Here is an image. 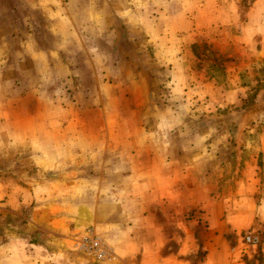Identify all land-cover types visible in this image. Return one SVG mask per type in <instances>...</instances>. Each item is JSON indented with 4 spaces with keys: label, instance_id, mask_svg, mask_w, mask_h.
<instances>
[{
    "label": "rangeland",
    "instance_id": "rangeland-1",
    "mask_svg": "<svg viewBox=\"0 0 264 264\" xmlns=\"http://www.w3.org/2000/svg\"><path fill=\"white\" fill-rule=\"evenodd\" d=\"M106 2L123 5L125 10L130 12L131 17L133 13L145 16L142 24L144 29H148V26L151 30L158 29L156 24L155 26L152 24L154 19H157L154 17L157 16L160 18L161 30L172 34L177 31L178 42L174 52L177 53L178 63L182 62L183 65L204 69L216 81L225 83L234 79L233 66L238 63L241 54L236 51V42H234L236 37L233 35L235 33L231 21H233L234 13L241 14L243 18L245 8L253 0H106ZM154 5L157 9L162 5L160 11L159 9L156 11ZM57 14V11H53L51 15ZM20 17H23L20 9L13 10V0H0V69L2 71L0 73V130L3 131L0 133V177L13 175V181L19 189L21 199L23 198L20 206L13 205V202L7 201L6 198L0 200V244L9 246L13 244V241H28L34 244V264H155L153 257L156 259L158 256L155 251V241H159L160 237L166 239L160 253L171 254L181 246L182 241H177L176 238L183 236L180 228L186 226L193 237L194 250L186 254L181 253L180 256L187 255L195 262L205 256L206 250L202 247L203 243L205 247L215 238L213 234L207 233L208 229L222 227L223 229H220L225 230L223 236L226 241L231 247H238L237 249L241 251L240 257L246 264H264L262 248L264 223L258 220L260 215L264 217V84L260 81L264 76V59H255L257 61L252 64L253 67H258V72L254 68L252 74H245L243 77L242 82L247 85L250 81L257 82L254 88L246 89L241 94L242 101L238 104L228 103L225 106L220 102L221 105H219L213 91L215 87L212 90L205 89V92L197 90L194 94V99H198L197 103L177 106L179 122L175 123L174 129H166L154 137H143L139 139V142L135 140L131 143L132 145L136 143L135 148H139V152L137 150L130 159L137 160L139 164H151L156 160V154L142 153L146 146H155V148L161 146L165 149L171 144L192 150V154L188 155V162L193 161L194 204L185 202L184 190H181L182 201L179 199L175 202L167 199L157 201L152 196L153 191H157L154 185L138 187H128L127 184L114 185L115 191L130 188V194L138 198L141 197L140 189L145 187L147 192L151 193L152 202L142 213L144 218L134 217L126 220L120 217L115 221L118 229L122 230L129 224L136 229L131 228L133 230L129 233L123 231L108 233L100 228L97 220L84 223L80 222L79 218L73 217L70 219L59 216L49 218L58 213V198L67 193L60 179L73 175L72 173L77 174L81 171H75L78 167L88 165L87 161L90 158L88 153H70L69 145L65 144L60 155L51 154L48 158L47 155L37 152L36 139L29 141L32 154H27L22 144L15 143L14 135L13 143L8 142V134L4 131L10 127L15 128L17 123L6 120L9 116L15 117L17 114L27 113L29 111L27 108H32L33 104L35 110L42 109L49 116L56 118L81 111L87 113H80L85 117L95 113H98L99 117L101 115L100 108L87 112L89 106L86 108L82 103L96 106L95 100L93 97L80 99V93L75 88V83L81 85L87 83L85 76L80 73L74 74L72 69L67 72L57 69L58 61L53 59L50 60L52 67L45 65L46 58L36 57L28 63L36 71L42 66L48 71L46 75L42 74L40 79H36V74L35 81L32 82L34 85L46 84L45 90L30 89L29 93H26L23 91L24 87L13 82L23 74V71L15 70V64H18L19 60L13 56V53L23 51L25 55H29L35 47L34 42L25 41L27 33L23 32L24 27L14 26V23L21 22ZM170 18L173 19L169 20ZM187 18H193V24L198 25L193 27V32L187 31V28L191 26H186L185 22L181 23ZM177 21L178 28L169 27L171 22L177 23ZM206 21L210 23L208 28ZM133 23L139 24L136 20H133ZM34 28L32 27L31 30L34 31ZM131 28V32L128 30L131 40L126 34V40L122 39L114 43L113 55L115 56H113L114 59L112 58V65L120 67L132 65L138 69L149 68L150 72L146 74L147 84L143 80L139 84L136 79L132 82H124L127 89L135 88L138 94L139 103L132 106L133 115L135 118L143 119V122H140L141 125L149 126L150 116L161 108L160 100L162 103L165 97L173 95L169 86L171 82L169 56L163 52L166 49L167 53L169 44L166 43V46L163 43L159 44L161 45L160 53H163L160 57L156 53V57L153 55L154 47L149 43L141 42L142 38L135 34V27ZM116 30H120L119 24ZM32 31L29 32L32 33ZM39 32V29L34 31L37 34ZM56 44L49 43L50 46H56ZM67 53L73 54V49H68ZM118 54L125 59L118 61ZM130 56L136 58L133 60L129 58ZM170 58L174 59L172 56ZM84 64L90 66L86 61ZM227 67H230L229 74L225 72ZM17 85L22 90L17 88ZM81 92L83 94V91ZM190 92L188 91L189 97ZM184 98L185 93L181 92L179 99ZM26 100H28L27 108L24 103ZM43 100L46 101L43 102ZM37 101L42 102L37 103ZM114 101L118 104L113 106L114 110H119L120 101ZM121 107L128 108L123 102ZM4 115L7 116L4 117ZM110 141L112 140L107 138V142ZM107 146L105 141L100 145L99 157L111 159L114 169L113 171L105 170L103 174L105 176L109 172L115 175L114 180H122L125 175L123 172H126L128 167L117 168L121 167L119 165L124 161L129 162L118 153L120 149L115 147V151L110 152L109 150L113 147ZM166 157L175 160L185 155L167 153ZM103 160L105 162L106 159ZM49 166L52 170L47 168ZM148 172L150 170L138 173ZM132 174L133 169L129 170L128 177L133 176ZM178 188L183 189L184 186ZM91 190L94 189L91 188ZM91 192L88 191L86 195H93ZM70 204H73L72 201ZM53 206L55 207L52 208ZM65 220L69 222L68 227H65ZM111 220L114 219H107L103 224L106 225V221L112 223ZM153 226L163 227L161 233L154 232ZM61 229L64 231H60ZM127 230L128 228L125 231ZM252 235L258 238L256 244L247 242V237ZM95 240L99 241L104 248L106 247V253L99 256L95 254L93 250ZM38 242L46 243L44 244L46 249H41L43 247L38 246ZM63 242H65L64 245L61 244Z\"/></svg>",
    "mask_w": 264,
    "mask_h": 264
},
{
    "label": "crops",
    "instance_id": "crops-1",
    "mask_svg": "<svg viewBox=\"0 0 264 264\" xmlns=\"http://www.w3.org/2000/svg\"><path fill=\"white\" fill-rule=\"evenodd\" d=\"M71 1L13 0V10L20 9L23 15L22 18L20 17L21 22L14 23V26H23V32L27 33L25 41L29 40L35 43V47H33L29 55H25L23 51L13 53V56L19 60V63L15 64V70L23 71L22 76L13 82H17L21 87H24L23 91L26 93H29L30 89L45 90L46 84H42L41 86L34 85L32 82L35 81L34 77L36 74V79H40L42 74L46 75L48 71L43 68L44 66L36 71L28 63L36 57L46 58L47 63L45 65L52 67L50 60L58 61V65H56L57 69L65 72L72 69L74 74L80 73L85 76L87 83L84 85L75 83V88L80 93V99L85 100L86 97L94 98L96 106L88 105L87 103L82 104L86 108L89 106V110L87 111L89 113L100 108V117L98 113L85 117L80 115V113H83L81 111L56 118L55 116H49L44 110L37 108V104L36 110L34 104L32 108L28 109V100H26L24 103L29 111L25 114H17L15 117L9 116L6 121H13L17 124L15 128L10 127L4 132L8 134V142L11 143H13L14 135L16 138L15 143L22 144L27 154H32V151L29 149V141L36 139L37 152L41 155H47L48 158L51 157V154L60 155L65 144L69 145L68 152L70 153L76 154L75 152H82L90 155L89 161H87L89 162L88 165L75 168V171L81 170L79 173H72L73 175L60 179L67 193L60 196L57 200L59 203L57 208L58 213L49 216V218L59 216L64 219H70L73 217L75 219L79 218L78 220L84 223L97 220L103 231L106 230L108 233H118L119 231L129 233L131 232L130 230H133L131 228H136L129 224L122 230L118 229L116 227V219L120 217L126 220H131L134 217L144 218V214L142 213L152 202L151 193L147 192L145 187H140L141 192L139 196L141 197L138 198L130 194V188L128 190L121 189L120 191H115L113 189L115 188L114 185L127 184L128 187L154 185L157 187V191L154 190L152 196L157 201H162L163 199L173 202L178 201V199L182 201L183 192L181 190H184L186 194V203L194 204L195 200L193 161L189 160L188 162V155L192 154V150L190 151L187 148L183 149V147L171 144L165 147V149H162L161 146L156 148L155 146H146L142 153L156 154V160L151 164H139L137 160L131 161L130 159V156H133L137 150L139 152V148H135L137 146L136 143L134 145L131 144L132 141L138 140L139 142L140 138L154 137L157 133L163 132L166 129H174L175 123L179 122L177 106H181L180 104L188 106L189 104L192 105L193 102L197 103L198 99H194V94L197 90L205 92V89L209 90L211 88L210 90H212L215 87L213 91H215L214 95L219 105H221L220 102L226 106L228 103L238 104V102L242 101L241 94L246 89L251 90L254 88V84L257 82L250 81V84L247 85L242 82L243 77L245 74H252L254 68L258 72V67H253L252 64L258 59H264V0H253V2H250L243 12V18H241V14H233L234 18L231 23L233 24V32L235 33L233 35L236 37L234 38V42H236V51H239L242 56L239 55L238 63L233 66L234 79L225 81V83L211 78L204 69L183 65L182 62L178 63L177 53L174 52L176 51L175 47L178 42V33L174 31L172 34L166 30H161L159 28L161 26L159 17H154L157 19H154L152 22L153 26L155 24L158 26V29L151 30L149 26L148 29H144L142 27L144 15L142 17L137 13H133L131 17L130 12H127L123 5L115 4L116 2L107 3L106 0ZM161 6L158 8L159 11ZM158 9L156 7V11ZM53 11H57L58 14L51 15ZM171 19L173 18L169 20ZM133 20H136L139 24H134ZM182 22H185L186 26H191L187 28L188 32H193V27L198 26L196 23L193 24V18H187ZM117 24L120 25V30H116ZM206 24L208 28L209 21H206ZM132 26L135 27V34L142 38L141 42L149 43L154 47V56L158 54L160 57L163 52L169 56L168 64L171 71L169 86L173 95L165 97L162 103L160 100L159 105L161 108H158L157 112L151 115L152 117L150 116L149 121L151 123L149 126L141 125L140 122H143V119L141 117L140 119L135 118V115H133L134 108L132 106L138 105V94L135 88L133 90L130 87L127 89L124 83L125 81L132 82L136 79L139 84L142 83V80L147 84L146 74H149V68L141 67V69H138L132 65L129 67L112 65V58L114 59L113 56H115L113 55L114 43L122 39L126 40V34L129 37L130 33L128 30L131 32ZM170 26L178 28V21L177 23L171 22ZM32 27H35L34 31L39 29V34L34 33L31 30ZM29 31H32V33ZM29 35L30 37H28ZM129 40H131L130 37ZM50 42L57 44L56 46H50ZM161 43L165 46L166 43L169 44L167 53L166 49L160 53L161 45L159 44ZM68 49H73V54H68ZM118 56V61L125 59V57H121L119 54ZM171 56L174 59H171ZM129 58L132 57L130 56ZM134 58L136 57L133 56L132 59L134 60ZM183 58L185 59L184 55ZM84 61L90 66H86ZM41 64L44 65L43 63ZM225 72L229 74L231 72L230 67H227ZM0 73H2L1 69ZM136 75L138 76L137 78ZM260 81H263L264 84V76ZM17 88L20 89L18 85ZM81 91H83V94ZM188 91H191L190 97L188 96ZM181 92L185 93L184 99H179ZM139 97L141 98V95ZM114 100L120 101V108L117 107L119 110H114L113 106L118 105ZM45 101L43 100V102ZM41 102L37 101V103ZM122 102L126 103L128 108H122ZM45 106L47 107V105ZM6 116L4 115V117ZM2 132L0 130V133ZM180 137L182 138V135ZM107 138L112 141L107 142ZM104 141L108 144L107 147H113L109 150L110 152L115 151V147L120 149V152L117 150L118 153L123 155L129 162L124 161L119 165L121 167L117 168L122 169V166L128 167V170L123 172L125 175L122 180H114L115 175L109 172L105 176L103 174L105 170L113 171L112 169H114V163H112L111 159L103 156L99 157L101 154L99 147L104 144ZM167 153H183L185 157L175 160L169 159L166 157ZM103 159H106L105 162ZM98 162L99 167L97 168ZM35 168L38 169V167ZM47 168L51 169L52 167L49 166ZM131 169H133V176L128 177L129 170ZM148 170H150L148 173H138ZM86 171L89 172L86 173ZM199 185L200 181L198 187ZM179 186H184V188L180 189L178 188ZM91 188L94 190H91ZM18 190L15 181H13V175L0 177V200L6 198L7 201L13 202V205L20 206L23 198L21 199ZM88 191H92L93 195L87 196ZM24 194L27 201V192L25 191ZM70 201L73 204H70ZM113 210L116 212L114 215ZM170 214L172 217V213ZM107 219L114 220H111L112 223L106 221V225H104L103 223ZM258 220L264 223V217L261 215L258 217ZM64 224L65 227L69 226L67 220H65ZM126 228H128L127 231H125ZM162 228L158 226L154 227L153 230L156 233H161ZM220 228L208 229L207 233L213 234L215 238L212 239V242H208L210 244L205 245V247L203 243L202 247L206 250L205 256L195 262L187 255L180 256L181 253L185 252L186 254L194 250L193 237L188 227L180 228L183 236L177 237L176 240H181L182 244L171 254L162 255L160 253L166 240L160 237L159 241H155V251H157L158 255L156 259L153 257L155 264H246L240 257L241 251L237 249L238 247H231L226 241L225 236H223L225 230L222 231ZM173 230L178 229L173 228ZM60 231L63 232L64 229ZM44 244L46 243H39L38 246L43 247L41 249H46ZM61 244L64 245L65 242ZM33 246L35 245L28 241H13V244L9 246L0 244V264H34ZM188 247L189 249L187 250ZM262 248L264 249V243ZM251 249L255 250V248Z\"/></svg>",
    "mask_w": 264,
    "mask_h": 264
},
{
    "label": "built area",
    "instance_id": "built-area-1",
    "mask_svg": "<svg viewBox=\"0 0 264 264\" xmlns=\"http://www.w3.org/2000/svg\"><path fill=\"white\" fill-rule=\"evenodd\" d=\"M247 242L252 243V244H256L258 242V238L254 235L248 236ZM105 249H106V247L104 248L99 241L95 240V242L93 244V250H95V254H97L98 256H99V254L103 255V253H106L107 249L106 250Z\"/></svg>",
    "mask_w": 264,
    "mask_h": 264
}]
</instances>
